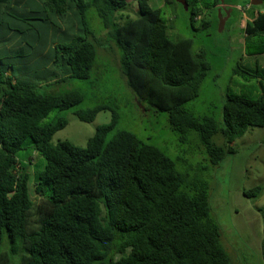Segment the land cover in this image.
<instances>
[{
	"label": "trees",
	"instance_id": "1",
	"mask_svg": "<svg viewBox=\"0 0 264 264\" xmlns=\"http://www.w3.org/2000/svg\"><path fill=\"white\" fill-rule=\"evenodd\" d=\"M131 1L138 15L119 22L117 13ZM185 1L195 27L202 0ZM1 5L7 9L0 8V31L12 42L2 50L32 65L16 68L0 59V264H13L14 255L20 264H237L223 245L207 177L183 171L163 149L130 131L119 130L107 141L118 112L106 104L74 112L92 121L101 110L112 111L111 121L98 126L86 144L53 142L69 121L43 119L83 96L46 87L91 77L95 33L86 11L92 7L121 48V70L138 104L165 112L182 140L195 131L213 168L235 152L234 142L250 127L264 128V87L256 98L228 93L222 122L194 114L186 105L199 96L210 65L190 40L171 37L162 8L150 0H0ZM7 10L16 14V29L5 21ZM245 34L246 53L264 54V11L246 23ZM28 148L32 153L21 156ZM41 154L44 163L37 160ZM262 189L244 194L257 197Z\"/></svg>",
	"mask_w": 264,
	"mask_h": 264
},
{
	"label": "rangeland",
	"instance_id": "2",
	"mask_svg": "<svg viewBox=\"0 0 264 264\" xmlns=\"http://www.w3.org/2000/svg\"><path fill=\"white\" fill-rule=\"evenodd\" d=\"M214 2L202 0L199 3L202 11L195 27L192 26L190 8L185 0H150V5L162 8L171 37L190 40L194 53L202 55L210 65L199 96L189 101L187 108L199 117L211 116L222 122L228 93L252 98L262 93L264 54L246 53L245 28L248 21L252 22L254 15L264 11V1L252 4V0H220L216 5ZM131 3V7L117 13L119 22L138 15L137 6L133 1ZM0 8L5 11L7 6L1 5ZM15 15L12 10H7L5 16V21L14 29ZM86 20L95 33L94 39L91 38L96 48L91 77L67 79L46 87L56 94L77 90L83 96L80 103L63 110L55 109L43 119V123H55L59 117H66L69 121L66 127L56 132L53 142L68 139L76 144H86L98 126L111 121L112 111L101 110L92 121H81L74 112L99 104L116 108L118 121L108 132L107 141L119 130L130 131L143 141L163 149L178 162V167L183 171L189 170L191 174L199 173L207 177L211 181L213 214L221 226L224 247L237 264H264V128L250 127L244 136L234 142L235 152L228 155L218 167H211L195 131H190L188 139L182 140L181 135L171 129L165 112L147 103L138 104L121 70V48L109 37L108 29L94 8L90 7L86 11ZM204 20L208 24L203 27ZM70 28L74 33H81L77 26ZM10 33L14 35L17 31ZM253 41L259 42L258 37ZM11 43L0 31V59L4 64L16 68L32 65L25 57L15 54L11 58L7 54L9 49L2 50L4 45L10 47ZM31 153V148H28L21 156ZM183 159L189 164H184ZM37 160L45 162L42 154ZM39 168V165L35 167L36 173ZM258 185L263 189L257 197L244 194V190ZM4 247L9 250L7 237ZM20 261L19 255L13 256V264H20Z\"/></svg>",
	"mask_w": 264,
	"mask_h": 264
},
{
	"label": "water",
	"instance_id": "3",
	"mask_svg": "<svg viewBox=\"0 0 264 264\" xmlns=\"http://www.w3.org/2000/svg\"><path fill=\"white\" fill-rule=\"evenodd\" d=\"M262 0H252V4H258V3H262Z\"/></svg>",
	"mask_w": 264,
	"mask_h": 264
}]
</instances>
